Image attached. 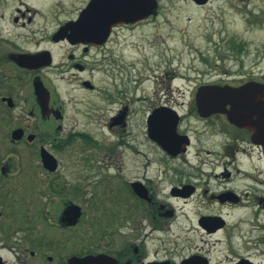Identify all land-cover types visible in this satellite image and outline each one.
<instances>
[{"label": "flooded vegetation", "instance_id": "1", "mask_svg": "<svg viewBox=\"0 0 264 264\" xmlns=\"http://www.w3.org/2000/svg\"><path fill=\"white\" fill-rule=\"evenodd\" d=\"M93 1L0 0V116H6V151L30 148L41 171L18 175L14 164L0 158V207H6L0 210V229L22 232L16 246L0 244V264H69L85 257L100 258L101 264H255L241 255L216 263L209 250L197 245L184 250L183 242L190 244L194 228L212 236L226 227L225 217L209 207L240 202L235 185L245 181L234 163L242 164L245 151L248 157L254 152L264 158V146L252 140L249 129L232 124L223 112L199 111L198 90L264 81L247 74L236 83H200L188 95L158 89L138 95L136 61L124 59L119 42L125 41L117 35L154 18L158 2L153 13L117 23L106 36V28L91 19L105 12L104 19L108 14L112 20V13L122 10L113 7L117 0ZM64 75L72 91L80 92L68 96L67 106L53 85ZM85 93H95L97 101ZM98 103L108 113L102 128L118 137L116 146L79 128L80 118L97 116ZM139 125L146 152L133 134ZM118 147L130 151V167L118 164L119 157L114 173H101L107 160L118 156ZM41 150L54 158L53 170L44 167ZM246 174L262 187L260 173ZM17 175L24 178L15 184ZM95 213L102 214L98 222ZM99 222L91 237V226ZM173 228L179 234H172ZM55 230L62 232L61 239ZM77 231L84 243L70 248Z\"/></svg>", "mask_w": 264, "mask_h": 264}, {"label": "rangeland", "instance_id": "2", "mask_svg": "<svg viewBox=\"0 0 264 264\" xmlns=\"http://www.w3.org/2000/svg\"><path fill=\"white\" fill-rule=\"evenodd\" d=\"M156 2L158 9L154 18L144 25L132 30H124L117 35L119 39L125 41V43L119 42L124 59L136 61L138 95L150 94L154 89L162 90L164 93L170 91L175 96L177 93L188 95L195 93L194 89L200 83L211 84L216 81L236 83L247 74L264 81V0H210L203 6L195 5L190 0H156ZM172 74L181 77H172ZM53 85L66 106L69 95L80 93L72 91L74 86L68 81L67 75L58 78ZM86 95L90 101L96 99L95 93ZM143 105L145 106V103ZM104 106L103 103L97 104L98 108L101 107L97 116L88 115L86 118H80L79 128L92 135L97 134L95 137L102 139L108 146H116L118 137L116 140L115 135L102 128L105 116L108 115L105 108H102ZM91 108H96V105L95 107L90 105ZM66 113L67 116L71 115L70 107H66ZM141 118L143 119V114L140 112L135 117L139 124ZM138 129V133L133 132V134L137 136L139 149L146 152L147 145L140 125ZM9 146L8 144L7 148ZM15 147L17 148L6 151V116H0V158L6 159L9 164H14L13 170L18 175L41 173L37 164L38 155L30 148ZM118 149L125 150L121 153ZM118 149H116L118 156L114 155L111 161L107 160L105 163L107 166L104 164L101 173H114V162H117L119 157L122 158L118 164L124 163L130 167L132 158L130 151L124 147ZM257 158L258 155L254 152L248 157L245 151L242 164L234 163V166L243 169L241 172L243 174H240L245 181L242 185L238 184L239 182L235 185L239 187L237 190L240 201H247L251 208L242 212H232L220 211L221 206L217 209L214 204L211 205L209 211L225 217L226 227L212 236L194 228L189 234L190 244L183 242L184 250L185 247L192 248L195 245L202 247V250L210 251V257L216 263L222 257L241 255L250 256V260L255 264H264V207H262L264 202H261V199H264V189L255 187L254 182L247 179L249 174H246L260 173L264 180L262 176L264 158ZM23 166L27 170H22ZM18 175L13 178L15 184L19 183L18 178H24ZM234 182H237V178ZM32 183L35 181L33 180ZM5 208L0 207V210ZM202 212L204 211H200ZM101 215L95 213L92 217H96L98 222L102 219ZM184 224L191 226L189 222ZM99 226L100 222L96 228L91 226L92 230H95L94 234L91 233V237L94 235L96 237ZM259 226L262 227L260 234H254V231L259 230ZM86 228L84 226L85 233H87ZM251 229L257 230L252 231L251 235ZM80 232L77 231L73 236L74 242L70 248L75 246L78 249L84 243L78 235ZM171 233L177 235L179 231L173 228ZM57 234V238L61 239L62 232L57 231ZM84 237L86 234L82 236ZM21 239L22 232L17 227L0 229V244H5L7 248L16 246ZM2 246V253L7 259L12 260V256H9L4 245ZM176 247L178 248V245Z\"/></svg>", "mask_w": 264, "mask_h": 264}, {"label": "water", "instance_id": "3", "mask_svg": "<svg viewBox=\"0 0 264 264\" xmlns=\"http://www.w3.org/2000/svg\"><path fill=\"white\" fill-rule=\"evenodd\" d=\"M200 4L201 0H194ZM205 1V0H203ZM99 4V0L93 1ZM92 3V4H93ZM108 4V0H107ZM112 13L113 19H104L105 12H100L90 23L104 30L106 36L111 26L122 22H133L153 13L157 7L155 0H117ZM101 17V19H100ZM197 106L199 111L223 112L228 120L241 128L252 132V140L264 146V85L255 83L245 84L237 88L224 86H205L198 90ZM229 106V109H227ZM41 159L47 170H53L54 158L45 150H41ZM69 264H101L100 258H73Z\"/></svg>", "mask_w": 264, "mask_h": 264}, {"label": "bare ground", "instance_id": "4", "mask_svg": "<svg viewBox=\"0 0 264 264\" xmlns=\"http://www.w3.org/2000/svg\"><path fill=\"white\" fill-rule=\"evenodd\" d=\"M193 4H195V5H201V6H203V5H206L208 2H209V0H205V1H203V0H201V2H200V4L199 3H197L196 1H194V0H190ZM181 77V76H178V75H174V74H172V77ZM212 86H214V87H224V86H217V85H213L212 84ZM46 151V150H45ZM48 152V151H47ZM49 153V152H48ZM50 154V153H49ZM257 183L259 184V186H262V188L264 189V180H263V178H257ZM264 207V206H263ZM247 208H251V205L247 202V201H244V200H241L240 202H238L235 206H227V207H220L219 208V210L220 211H222V210H231L232 212H242L243 210H245V209H247ZM259 230L258 231H254V230H257V229H251V231H250V234L252 235L253 234V232L252 231H254V234H260V232H261V230H262V227H260L259 226V228H258ZM190 234V233H189ZM259 256V255H258Z\"/></svg>", "mask_w": 264, "mask_h": 264}]
</instances>
